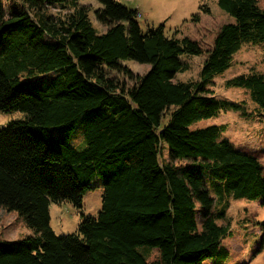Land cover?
<instances>
[{
	"label": "trees",
	"instance_id": "16d2710c",
	"mask_svg": "<svg viewBox=\"0 0 264 264\" xmlns=\"http://www.w3.org/2000/svg\"><path fill=\"white\" fill-rule=\"evenodd\" d=\"M82 1L0 0V112L25 114L0 131V208L34 232L0 240V264H223L230 227L218 221L231 200L264 205V167L221 139L220 127L194 126L222 111L251 115L209 86L244 42L264 41V8L259 0H218L235 23L205 51L190 38L167 37L164 26L143 31L138 11L116 0H96L95 18L107 28L97 35ZM205 52L200 81L175 82L187 68L181 57ZM125 60L151 69L134 77ZM226 84L248 91L264 112V73ZM97 178L98 216L57 235L51 205L83 208ZM154 249L159 258L150 261Z\"/></svg>",
	"mask_w": 264,
	"mask_h": 264
},
{
	"label": "rangeland",
	"instance_id": "374dc122",
	"mask_svg": "<svg viewBox=\"0 0 264 264\" xmlns=\"http://www.w3.org/2000/svg\"><path fill=\"white\" fill-rule=\"evenodd\" d=\"M139 13L138 21L143 31L149 28L164 26L167 37L179 40L190 38L198 42L205 51L212 48L220 29L226 24L235 23V19L224 12L218 5V0H116ZM18 3L19 0H7ZM19 4V3H18ZM258 4L264 8V0ZM81 5L90 9V21L97 35H102L107 28L100 25L95 12L102 8L96 0H84ZM56 15L63 16L66 11L53 10ZM208 53L201 56L184 55L181 61L186 64L185 71L179 72L175 82L200 81V74ZM123 65L134 77L142 76L151 69L150 65L139 64L125 60ZM251 72L264 73V41L244 42L234 55L231 66L225 72L214 76L209 88L219 98L227 99L245 107L247 114L240 112H221L217 117L203 120L194 127L206 128L218 126L221 128V139L230 140L237 148L246 150L258 158L264 167V112H260L252 101L250 94L243 88L227 86V81ZM121 83L128 87L133 80L112 72ZM25 114L21 111L0 112V131L10 122L22 120ZM163 159L168 158L167 149L163 150ZM191 161L183 162L189 164ZM94 184H96L94 186ZM102 179L93 181V189L88 191L83 199V208L78 209L69 202L52 204L51 228L61 235L75 233L82 223L84 216L97 217L102 207ZM219 225H229L230 233L223 238L222 245L228 250L229 258L223 264H264V205L259 199L231 200L226 219L219 220ZM24 220L16 213H9L0 208V240L17 241L33 236ZM150 261H156L159 253L147 250ZM217 259L203 261V264H217Z\"/></svg>",
	"mask_w": 264,
	"mask_h": 264
}]
</instances>
